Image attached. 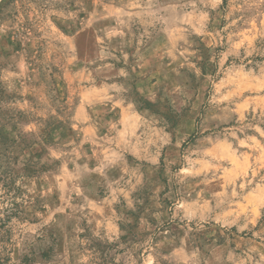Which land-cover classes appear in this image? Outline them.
<instances>
[{"label":"rangeland","instance_id":"374dc122","mask_svg":"<svg viewBox=\"0 0 264 264\" xmlns=\"http://www.w3.org/2000/svg\"><path fill=\"white\" fill-rule=\"evenodd\" d=\"M0 264H264V0H1Z\"/></svg>","mask_w":264,"mask_h":264},{"label":"bare ground","instance_id":"6f19581e","mask_svg":"<svg viewBox=\"0 0 264 264\" xmlns=\"http://www.w3.org/2000/svg\"><path fill=\"white\" fill-rule=\"evenodd\" d=\"M1 1V0H0Z\"/></svg>","mask_w":264,"mask_h":264}]
</instances>
